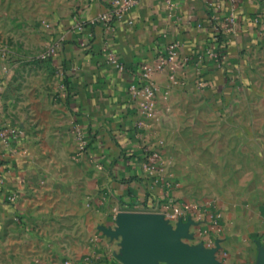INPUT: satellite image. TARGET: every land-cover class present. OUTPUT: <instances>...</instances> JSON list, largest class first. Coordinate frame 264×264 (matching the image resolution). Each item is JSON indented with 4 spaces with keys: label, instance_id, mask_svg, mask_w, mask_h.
Returning a JSON list of instances; mask_svg holds the SVG:
<instances>
[{
    "label": "crops",
    "instance_id": "0c3cea01",
    "mask_svg": "<svg viewBox=\"0 0 264 264\" xmlns=\"http://www.w3.org/2000/svg\"><path fill=\"white\" fill-rule=\"evenodd\" d=\"M117 1L70 0L68 12L49 20L51 85L27 78L17 88L14 64L9 73L0 67V133L7 127L18 134L12 142L0 134V228L11 222L39 244L31 258L131 264L118 216L162 214L171 229L135 238V264H264V209L193 194L183 173L191 172L193 152L177 136L188 115L204 114L208 104L222 111L238 82L264 66V0H175L172 8L165 0H138L121 17L112 15L111 28L92 23ZM174 42L180 57L191 58L186 74L178 82L156 74L155 106L142 118L131 86L140 84L142 64ZM105 45L125 70L105 61ZM77 126L87 139L83 151ZM145 144L161 154L160 170L145 169ZM168 201L191 208L168 218L161 212ZM144 239L164 243L165 255L148 253Z\"/></svg>",
    "mask_w": 264,
    "mask_h": 264
},
{
    "label": "rangeland",
    "instance_id": "374dc122",
    "mask_svg": "<svg viewBox=\"0 0 264 264\" xmlns=\"http://www.w3.org/2000/svg\"><path fill=\"white\" fill-rule=\"evenodd\" d=\"M70 7V0H0V66L9 73L8 66L14 64L17 88L27 78L37 84L54 82L44 28ZM257 69L254 78L238 82L234 97L221 104L222 111L208 104L204 114L188 115L177 132L193 152L191 172L183 173L197 197L219 196L264 209V66ZM19 232L11 222L0 228V264H54L31 258V249L39 252V244Z\"/></svg>",
    "mask_w": 264,
    "mask_h": 264
},
{
    "label": "built area",
    "instance_id": "2783aa9c",
    "mask_svg": "<svg viewBox=\"0 0 264 264\" xmlns=\"http://www.w3.org/2000/svg\"><path fill=\"white\" fill-rule=\"evenodd\" d=\"M138 0H124L121 2L118 0L115 3V7L110 12H106L101 14L99 17L94 18L92 23L100 21L106 25L107 28H111V20L112 15L122 16L123 11L131 8L134 4L137 3ZM165 3L168 7L172 8L175 5V0H165ZM229 22L233 23V19ZM219 26L221 27L220 23ZM220 27L217 26L219 29ZM77 30L84 31L85 24L83 22H79L76 25ZM230 30H232L233 25L228 26ZM179 43L174 42L169 46V49L165 53H161L155 58L146 61L142 64L140 69V84H135L131 86V91L133 97L138 105V112L142 116V118H147L151 116L154 106H155V98L158 91V85L154 79L156 74L161 72H168L169 76L175 82H178L181 74H186L185 69L190 62L188 56L179 55ZM105 51V61L113 66H116L120 70H125V64L121 62L115 51L111 49L109 45L104 46ZM205 53H198L197 59L194 62L195 67H199L201 62L205 58ZM1 67V66H0ZM204 84V82H203ZM144 124V120L140 121V125ZM5 140L8 142L12 140H16L18 138V134L16 130L11 128H4L0 133ZM75 138L77 140L78 150L83 151L87 146V139L85 138V133L80 127H75L74 129ZM7 144V143H6ZM9 151L11 154H14L13 148L8 145ZM144 155L145 162L144 167L149 172H155L160 170L162 156L161 154L151 148L150 145L145 144ZM5 160V154L0 155V167H2ZM4 167V166H3ZM2 183V177L0 176V185ZM158 209V205L155 206ZM191 208V204L184 205H176L172 201H168L164 206H162L161 212L168 218H177L185 216L186 212Z\"/></svg>",
    "mask_w": 264,
    "mask_h": 264
},
{
    "label": "water",
    "instance_id": "95a60500",
    "mask_svg": "<svg viewBox=\"0 0 264 264\" xmlns=\"http://www.w3.org/2000/svg\"><path fill=\"white\" fill-rule=\"evenodd\" d=\"M118 223L120 225L119 231L124 236V250L126 258L131 264H135L134 240L140 235L149 233L151 231L163 232L171 226L166 222L162 214H120L118 216ZM163 242V241H162ZM148 253L164 256V243H153L148 239L142 241ZM153 261V260H151Z\"/></svg>",
    "mask_w": 264,
    "mask_h": 264
}]
</instances>
